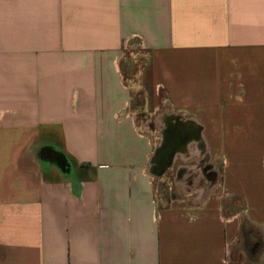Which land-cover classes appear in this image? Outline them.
<instances>
[{"label":"crops","instance_id":"0c3cea01","mask_svg":"<svg viewBox=\"0 0 264 264\" xmlns=\"http://www.w3.org/2000/svg\"><path fill=\"white\" fill-rule=\"evenodd\" d=\"M0 264H264V0H0Z\"/></svg>","mask_w":264,"mask_h":264},{"label":"rangeland","instance_id":"374dc122","mask_svg":"<svg viewBox=\"0 0 264 264\" xmlns=\"http://www.w3.org/2000/svg\"><path fill=\"white\" fill-rule=\"evenodd\" d=\"M149 65H138V91L140 95V98L138 99V107H136L138 112V124L140 129L143 131L145 135H148L154 142V144L157 146L159 141L161 140L159 129H161V125H158L157 122H155V117L158 116L163 110H165V106H159L156 107V97L152 95L151 87L149 85ZM152 84V82H150ZM204 151V150H203ZM200 152V156L202 157L204 155V152ZM206 155V154H205ZM163 182H160L158 180L155 181V188L158 191V194L160 196H167L169 191L168 188H170L166 184V178H163L161 180Z\"/></svg>","mask_w":264,"mask_h":264},{"label":"water","instance_id":"95a60500","mask_svg":"<svg viewBox=\"0 0 264 264\" xmlns=\"http://www.w3.org/2000/svg\"><path fill=\"white\" fill-rule=\"evenodd\" d=\"M180 126L182 123L179 122L176 125H169L163 131L160 144L153 151L150 160L154 177L163 176L172 165L175 156L183 153L188 143L200 140L199 133H183Z\"/></svg>","mask_w":264,"mask_h":264},{"label":"flooded vegetation","instance_id":"af4514ba","mask_svg":"<svg viewBox=\"0 0 264 264\" xmlns=\"http://www.w3.org/2000/svg\"><path fill=\"white\" fill-rule=\"evenodd\" d=\"M163 131H165V129H163Z\"/></svg>","mask_w":264,"mask_h":264}]
</instances>
